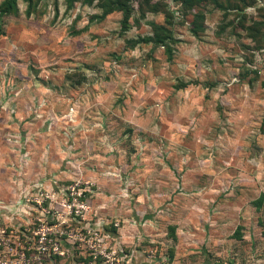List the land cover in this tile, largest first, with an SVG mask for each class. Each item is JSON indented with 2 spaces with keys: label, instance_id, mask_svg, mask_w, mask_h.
Here are the masks:
<instances>
[{
  "label": "rangeland",
  "instance_id": "1",
  "mask_svg": "<svg viewBox=\"0 0 264 264\" xmlns=\"http://www.w3.org/2000/svg\"><path fill=\"white\" fill-rule=\"evenodd\" d=\"M33 1L0 16V176L18 192L0 259L264 264V0L104 18Z\"/></svg>",
  "mask_w": 264,
  "mask_h": 264
},
{
  "label": "trees",
  "instance_id": "2",
  "mask_svg": "<svg viewBox=\"0 0 264 264\" xmlns=\"http://www.w3.org/2000/svg\"><path fill=\"white\" fill-rule=\"evenodd\" d=\"M19 0H4L1 5H0V16H3L5 14H8L10 12L15 13L18 9ZM27 6L28 10H30L36 3H34L33 0H23ZM97 1L100 5V8L103 11L102 18L108 16L109 14L113 13L114 11H123L127 15L130 12V7L128 5V0H89V2H94ZM177 4L187 7L189 9H193L194 7H198L201 5H205L209 1L213 2L215 5H218L221 9L226 8L227 6L222 5L219 0H175ZM231 1V0H227ZM243 2L244 4L246 3L245 0H238ZM228 4V3H226ZM29 12V11H28ZM123 29L126 30L127 28V22L123 21L122 23ZM154 38L151 39V42L154 43L156 46H162L165 48V52L168 57H171L172 51L171 48L166 44L167 40L169 41L170 35L169 31H167L164 27H161L159 25H154ZM263 88H264V82H263Z\"/></svg>",
  "mask_w": 264,
  "mask_h": 264
},
{
  "label": "crops",
  "instance_id": "3",
  "mask_svg": "<svg viewBox=\"0 0 264 264\" xmlns=\"http://www.w3.org/2000/svg\"><path fill=\"white\" fill-rule=\"evenodd\" d=\"M18 176V175H17ZM21 176V175H20ZM18 180V179H17ZM12 182H17V181H12ZM13 183V184H14ZM10 184H8L5 179H3V177L0 176V215H2V211H5L7 208V205H9L10 203H8V200H11L12 197L10 198V196H12L13 192L16 196H18V192L17 191H12L11 188L15 187V186H11L9 187ZM6 188V189H5ZM6 190V191H5ZM14 190V189H13ZM9 198V199H5V198ZM11 204H13L11 202ZM13 208V207H12Z\"/></svg>",
  "mask_w": 264,
  "mask_h": 264
},
{
  "label": "built area",
  "instance_id": "4",
  "mask_svg": "<svg viewBox=\"0 0 264 264\" xmlns=\"http://www.w3.org/2000/svg\"><path fill=\"white\" fill-rule=\"evenodd\" d=\"M41 203H42V201L37 200V204H38V205H41ZM3 244L6 245V242H3ZM0 256H1V255H0ZM3 258H4L3 261L0 259V260H1V263H0V264H7V263H5V262H8L9 260H8L5 256H4ZM8 263H9V262H8ZM10 263L12 264V262H10Z\"/></svg>",
  "mask_w": 264,
  "mask_h": 264
}]
</instances>
